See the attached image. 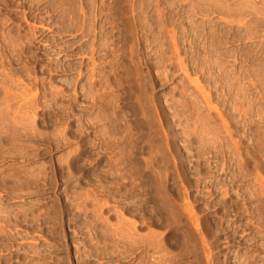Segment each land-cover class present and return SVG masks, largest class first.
Returning <instances> with one entry per match:
<instances>
[{
    "label": "rangeland",
    "instance_id": "rangeland-1",
    "mask_svg": "<svg viewBox=\"0 0 264 264\" xmlns=\"http://www.w3.org/2000/svg\"><path fill=\"white\" fill-rule=\"evenodd\" d=\"M0 264H264V0H0Z\"/></svg>",
    "mask_w": 264,
    "mask_h": 264
}]
</instances>
